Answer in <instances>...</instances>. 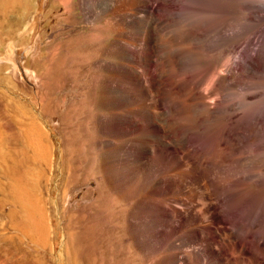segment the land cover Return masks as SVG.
Masks as SVG:
<instances>
[{"label":"rangeland","instance_id":"1","mask_svg":"<svg viewBox=\"0 0 264 264\" xmlns=\"http://www.w3.org/2000/svg\"><path fill=\"white\" fill-rule=\"evenodd\" d=\"M77 2L22 0L0 10V264H120L116 259H121L125 251H130L132 264H142L137 251L122 239L127 234L124 212L129 204L103 178L99 155V150L106 147L105 138H110L99 135L104 118L125 114L114 108V103L124 97L111 81L124 83L114 66L126 67L128 63L119 45L127 29L111 27L105 16L96 21L89 19ZM260 4L264 5V0ZM108 5L104 0L91 10L100 14ZM258 8L194 16L185 7L177 13L182 10L189 18L185 20L180 14V23L159 35L160 40L167 36L184 38L180 47L186 50L179 58L183 72H194L209 63L212 71L208 78L227 77L230 85L220 87L222 92L218 88L210 94L208 102L218 101L233 108L234 103L251 101H244L248 91L264 88V70H257V76L256 71L247 68L251 59L255 64L264 61V48L260 53L264 6ZM246 15L262 26L254 30L252 37L246 31L248 43L243 41L235 48L223 38L237 33L233 27L244 31L240 23L246 22ZM219 21L234 23L229 26L234 31L231 33L228 26L226 31H214V24ZM245 43L248 45L243 49ZM224 46L226 54L222 55ZM175 48L164 47L161 57L166 60L167 53H173ZM243 51L247 54L242 56ZM165 62L169 66L170 62ZM150 69L149 77L154 74ZM246 69V75L252 71L254 76L249 73L250 78L235 79L234 73ZM209 82L200 89L209 91L212 81ZM165 97L180 116H198L196 107L172 93ZM96 134L105 145L95 140ZM193 138L199 143L204 140V136L194 133ZM93 143H98L96 150ZM95 178H99L100 187ZM89 188L94 192H89ZM37 205L46 218L45 238L30 224V209ZM102 207H108L109 212L103 213ZM103 214H110L111 218L103 221ZM122 242L124 248L120 247Z\"/></svg>","mask_w":264,"mask_h":264},{"label":"bare ground","instance_id":"2","mask_svg":"<svg viewBox=\"0 0 264 264\" xmlns=\"http://www.w3.org/2000/svg\"><path fill=\"white\" fill-rule=\"evenodd\" d=\"M21 1L0 0V10ZM107 1L108 8L100 10V14L92 12L91 8L104 0H78L77 4L91 20L105 16L111 27L127 29L119 45L128 63L126 67L114 66L124 83L111 81L124 97L114 103V108L125 114L116 118L107 116L98 130L101 138L110 137L105 138L106 147L99 150L103 178L113 186L112 191L121 193L129 204L124 212L127 234L122 239L137 251L142 264H264V88L248 91L244 101L245 98L251 101L246 104L241 101L242 105L234 103L233 108L218 101L208 102L210 94L230 85L227 77L208 78L210 64L202 66L201 62L199 70L183 72L179 58L186 50L180 47L184 38L167 36L165 40L159 39L161 33L180 23V14L185 20L189 18L182 11L185 7L188 12L195 13L194 16H204L210 12L230 13L264 5L260 4L261 0ZM179 9L182 10L177 13ZM245 20V25L240 23L242 32L233 27L234 23L223 24L221 21L214 24V31L222 28L226 31V26L231 31L229 26L232 25L240 34H229L230 37L223 39L236 48L243 41L248 43L245 39L252 37L261 25L247 15ZM260 20L264 22V16ZM246 31L249 36L244 35ZM260 41L261 51L264 31ZM247 43L241 47L244 49ZM166 46L176 48L173 53H167L164 60L161 52ZM243 52L240 53L242 56L247 54ZM220 53L226 54L225 46ZM165 61L170 62L169 66L164 65ZM250 61L248 69L256 73L264 70V61L258 64L253 63V59ZM150 68L154 70L151 77V74L147 75ZM248 69L240 74L233 70L232 73L235 79L250 78L252 73L254 76L252 71L246 75ZM207 78L212 81L211 89L201 90L200 86L208 81ZM170 93L196 107L200 111L198 116L185 118L176 113L172 104L165 101V95ZM235 105L239 107L235 108ZM193 133L204 136V140L199 143ZM97 135L96 141L99 140ZM93 144L94 148L98 143ZM107 153L111 154L105 157ZM91 160L95 162L93 158ZM95 179L100 187L99 178ZM94 190L88 189L91 193ZM37 207L30 209V224L45 238L46 218ZM104 207L101 210L106 214L109 208ZM108 217L111 218L110 214H103V221ZM125 243H119L120 247L124 248ZM129 253L125 251L116 262L132 264Z\"/></svg>","mask_w":264,"mask_h":264}]
</instances>
